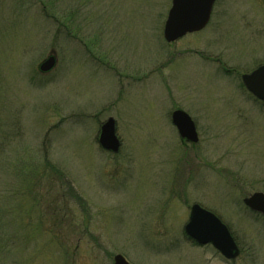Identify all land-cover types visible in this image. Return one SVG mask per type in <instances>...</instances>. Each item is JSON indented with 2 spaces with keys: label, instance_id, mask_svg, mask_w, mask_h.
Listing matches in <instances>:
<instances>
[{
  "label": "rangeland",
  "instance_id": "1",
  "mask_svg": "<svg viewBox=\"0 0 264 264\" xmlns=\"http://www.w3.org/2000/svg\"><path fill=\"white\" fill-rule=\"evenodd\" d=\"M171 6L0 0V264H223L185 237L195 203L241 249L224 264H264V217L243 203L264 192V103L242 82L264 64V0H217L207 28L168 43ZM109 117L117 154L99 144Z\"/></svg>",
  "mask_w": 264,
  "mask_h": 264
},
{
  "label": "water",
  "instance_id": "2",
  "mask_svg": "<svg viewBox=\"0 0 264 264\" xmlns=\"http://www.w3.org/2000/svg\"><path fill=\"white\" fill-rule=\"evenodd\" d=\"M216 0H172V6L164 26V38L173 43L188 34L200 32L209 24ZM57 63L54 54H50L39 66L43 73L51 71ZM242 81L249 92L264 102V64L242 75ZM172 122L179 135L191 143L199 142L196 123L184 110L172 113ZM99 143L104 150L117 153L121 141L116 132V121L110 117L101 126ZM254 212L264 215V192H255L243 199ZM186 233L201 245L212 244L226 259H235L240 255V248L228 226L212 211L194 204ZM114 264H131L126 258L117 254Z\"/></svg>",
  "mask_w": 264,
  "mask_h": 264
},
{
  "label": "flooded vegetation",
  "instance_id": "3",
  "mask_svg": "<svg viewBox=\"0 0 264 264\" xmlns=\"http://www.w3.org/2000/svg\"><path fill=\"white\" fill-rule=\"evenodd\" d=\"M182 141H183V142H186V141L183 140V139H182ZM190 211H191V208H190ZM185 237H186L187 240H190V241L192 240V242H194L196 245H199V246H202V247L210 245V244H207V245H200V244H198V242H196L194 239H192L191 237H189L187 234H185ZM210 246H212V245H210ZM240 250H241V249H240ZM215 251L218 252L216 249H215ZM218 253H219V252H218ZM240 254H241V253H240ZM219 255L221 256V258H222L221 261H222V263L224 264V259H225L224 256H222L220 253H219ZM228 261H229V260H228Z\"/></svg>",
  "mask_w": 264,
  "mask_h": 264
},
{
  "label": "trees",
  "instance_id": "4",
  "mask_svg": "<svg viewBox=\"0 0 264 264\" xmlns=\"http://www.w3.org/2000/svg\"><path fill=\"white\" fill-rule=\"evenodd\" d=\"M46 164H48V165H50L49 164V161H47V163ZM47 165V166H48ZM49 167V166H48ZM50 167H51V170H53L54 171V173H59V175H60V171H59V169L57 168V167H55V166H52V165H50ZM70 193L72 194V192L70 191ZM75 197H77V198H79L80 199V197H78V195L76 196L75 195Z\"/></svg>",
  "mask_w": 264,
  "mask_h": 264
}]
</instances>
